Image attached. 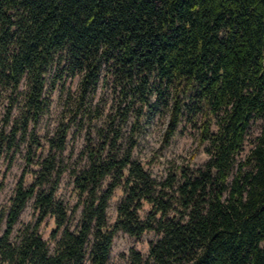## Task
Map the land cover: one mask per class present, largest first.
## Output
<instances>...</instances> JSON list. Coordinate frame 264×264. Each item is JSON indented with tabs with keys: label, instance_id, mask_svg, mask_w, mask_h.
Returning a JSON list of instances; mask_svg holds the SVG:
<instances>
[{
	"label": "trees",
	"instance_id": "trees-1",
	"mask_svg": "<svg viewBox=\"0 0 264 264\" xmlns=\"http://www.w3.org/2000/svg\"><path fill=\"white\" fill-rule=\"evenodd\" d=\"M53 65L81 74L82 94L106 68L124 97L170 106L166 139L180 115L205 117L200 141L208 158L157 181L131 147L120 151L111 116L73 173L81 213L70 230L55 198L66 138L59 129L31 182L21 176L0 209V264H107L117 231L157 235L146 256L130 250L127 264H264V126L237 158L251 123L264 121V0H0V94H9L0 158L26 136L34 140ZM117 114L124 123L125 109ZM116 188L122 197L108 225ZM30 200L38 220L12 239ZM47 216L52 249L39 232Z\"/></svg>",
	"mask_w": 264,
	"mask_h": 264
},
{
	"label": "rangeland",
	"instance_id": "rangeland-1",
	"mask_svg": "<svg viewBox=\"0 0 264 264\" xmlns=\"http://www.w3.org/2000/svg\"><path fill=\"white\" fill-rule=\"evenodd\" d=\"M81 77L79 73L60 74L55 65L47 70L45 97L48 106L33 128L34 140L31 141L32 139L26 136L13 153H4L0 158V209L7 207L15 184L21 176L25 185L31 182L32 171L38 168L35 162L41 155H45L48 139L55 137L57 131L63 128L66 129L65 147L59 156L62 172L55 198L66 207L65 225L70 230L75 229L81 213V204H78L73 173L86 164L87 150L98 147L102 140L100 132L106 133L111 116L115 117L113 127L119 132L116 144L120 146V151L131 147V157L141 162L157 181L164 180L170 171L185 166L195 169L207 160L206 142L200 141L201 124L205 117L187 116L185 113L180 115L174 133L166 139L170 106L159 104L148 107L153 98H149L148 103L142 105L143 101L140 99L131 101L129 97H124L120 86L106 68L101 69L94 89L84 94L80 88ZM8 95L3 92L0 94V127L4 123ZM122 109L126 112L124 123L119 121L120 115L117 114ZM12 115L14 116L15 112H12ZM263 126L262 119L251 123L243 149L237 158L247 153ZM211 130H214L212 125ZM111 136L112 132L109 133V137ZM121 197V189L116 188L106 210L108 225L115 220L116 206ZM148 208L149 206L144 204L140 216H143ZM37 218L38 214L30 200L14 225L12 239L26 224H34ZM53 228V219L48 216L39 224V232L48 241L51 249L54 247V242L50 239ZM3 229L4 223L0 227V233ZM156 238L157 235L152 231H147L137 238L117 231L113 236L107 264H127L130 250L146 256L149 243Z\"/></svg>",
	"mask_w": 264,
	"mask_h": 264
}]
</instances>
